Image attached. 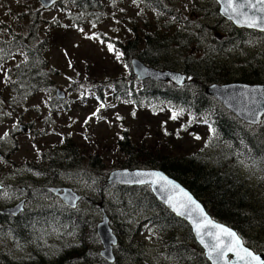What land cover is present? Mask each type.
I'll list each match as a JSON object with an SVG mask.
<instances>
[{
  "label": "trees",
  "instance_id": "trees-1",
  "mask_svg": "<svg viewBox=\"0 0 264 264\" xmlns=\"http://www.w3.org/2000/svg\"><path fill=\"white\" fill-rule=\"evenodd\" d=\"M3 1L5 0H0V5ZM108 1L62 0L55 8H60L69 17L75 29H78L82 25L95 26L108 19L107 7L112 4L109 2L107 6ZM161 1L147 0L146 2L150 3L147 9L157 12L160 8L162 13L166 12V1L160 6ZM32 2L36 6L39 4L38 0ZM210 2L212 8H197L198 12L194 13L199 19L197 23L190 21L186 23L188 26H185V48L180 47L185 53V74L188 76L184 89H163L153 82L141 84L129 75L97 87L93 98L99 99L101 103H105L106 98H109L115 104L133 105L155 112L157 108L165 107L169 112H179L181 116L191 118L197 126L205 128L209 134L208 145H212L216 150V160H209L210 155L206 150L181 157L172 154V145L165 149L161 147H166L167 144L151 148L145 142L134 144L125 132L118 142L122 157L118 158L113 168L152 169L165 173L200 201L213 219L237 231L249 248L262 252L264 204L260 199L264 197V120L257 128L245 125L209 97L206 90L212 85H228L234 82L264 85V33L236 29L221 18L218 5L212 0ZM25 5L27 10L19 6L20 10L16 13L13 24L0 20V70L2 78L8 81L4 90L12 85V92L20 94L21 99L33 98L47 91L46 89L54 83L52 71H45L46 64L41 62L44 52H40V47L29 45L30 40L38 33L34 29V22L43 9L38 7L34 12L33 5ZM29 19H32V25L28 34L15 29H20V23ZM141 20L144 24L141 29L146 36L140 49L137 41L129 43L128 47L114 42V48L122 54L126 67H129L131 55H135L144 64L155 69H175V61L166 59V56L171 41H182V30H178V33L177 30L173 31L177 34L175 38L170 39V23L160 25V36L152 32L153 20ZM220 30L227 32L228 37L225 39L221 36L219 41L215 32ZM165 46L168 48L166 55L163 54L166 52L163 49ZM242 52L244 53L241 54ZM17 54H22L24 63L7 69L6 63L9 64ZM74 83L79 82L76 80ZM41 85L43 87H40ZM103 88L110 90L106 98L101 92ZM13 93L9 95L12 97ZM82 99H86V95H83ZM61 146L63 157L68 160L71 155L75 157L80 150L75 142L67 138L63 139ZM67 150H71V154L64 153ZM103 160L104 156L98 151L90 165L94 170L100 171L104 167ZM237 162L242 164L241 169L234 168ZM243 167L258 174L259 181L255 184L258 190L252 191L253 185L249 184L248 177L242 174ZM64 170L66 171V168ZM107 176L106 173L99 178L101 188L106 187L105 191L109 189L111 204L119 209L117 216L112 220L115 232L121 237L115 252L116 264H210L203 249L197 244L191 227L159 202L148 187L111 188L107 184ZM104 192L100 194L104 195ZM80 216L78 212L47 215L44 218V232L47 238L51 239L45 244L44 258L41 260V257L35 254L34 257L41 262L27 258L24 262L17 263L14 260L11 264H107L98 253L100 242L96 235V224L91 217ZM135 217L142 218L149 225L148 231L153 235L158 249L154 256L145 252L142 243L139 245L140 243L136 242L135 234L139 226L134 224L135 221L131 224ZM55 219L62 221L55 222L54 232H58L56 235H50L48 228ZM57 255L61 256V259Z\"/></svg>",
  "mask_w": 264,
  "mask_h": 264
},
{
  "label": "rangeland",
  "instance_id": "rangeland-1",
  "mask_svg": "<svg viewBox=\"0 0 264 264\" xmlns=\"http://www.w3.org/2000/svg\"><path fill=\"white\" fill-rule=\"evenodd\" d=\"M165 1L167 11L165 10L166 12L163 14L162 10L157 9V12H153L147 9L139 0H111L112 4L107 7L106 11L108 19L95 26L85 24L78 29H75L70 23L69 17L60 8L53 6L45 10L40 3L36 6L32 0H5L1 3L0 20L12 24L15 21L16 13L20 10L19 6H23L21 8L27 10L25 4H31L34 12L38 7L43 9L36 16L34 29L38 33L30 40V43L31 46L37 43V47L41 48L40 52H44L41 62L46 64V70L52 71L54 83L48 87L50 93L45 92L47 94L21 99L20 94L12 92V85L4 90L5 83L8 81L2 78L0 70V177L13 178L23 172L27 173V164H31L35 167L36 173L43 170L44 176L49 178L50 172L58 169L60 164V169L64 171L62 183L71 187V185L75 186L72 183L76 181L78 187L84 189L82 180L85 179L94 191L97 188L95 179L106 173L109 176L115 170L113 167L117 164L118 158L122 157L118 142L125 132L128 133L134 144L145 142L149 148L167 144L166 147H161L165 149L172 145V154L181 157L206 150L210 155L209 160L212 158L216 160V150L212 145H208L210 142L208 131L193 123L191 118L181 116L179 112L173 119V113L165 107H159L155 112L133 105L125 106L107 101L101 109L97 107L98 104L94 100H91L97 87L106 85L121 76L129 77L131 75L122 55L117 58L118 51L114 48V42L128 47L129 43L137 41L139 46H143L146 35L141 29L144 26L142 18L153 20L152 32L160 36H162L160 25L170 23L171 34L168 35L170 39H173L180 32L178 30H181L182 19H185L186 23L199 21L194 13L198 12L197 8L200 4L202 9L212 8L210 0ZM31 20L20 23L22 27L15 29L28 34L32 25ZM176 30L177 33L174 34ZM221 36L226 39L228 33L221 30L215 32L217 40ZM34 41L36 43H33ZM108 44L113 45V51H109ZM166 53L167 51L163 54L166 55ZM178 56L175 55L173 58V54L168 53L166 59L180 61L182 63L178 67H182L183 59H180L182 55L180 58ZM131 58L136 57L131 55ZM220 60L224 61V59ZM23 63L22 54H17L9 64L6 63L5 67L13 69ZM76 80L79 82L78 84L74 83ZM76 87H80L83 94L75 90ZM103 89L101 92L106 97L109 96L110 90L105 88L103 91ZM61 91L66 96L65 101H62L61 104V113L59 112L55 118L50 117L48 107L51 100L57 97V93L59 98L63 96ZM9 93H13L12 97ZM83 95H86V99H82ZM7 97L9 98L7 99ZM6 100L10 102H6ZM100 105L102 104L100 103ZM64 107L69 112H64ZM98 111H101L99 115H97ZM18 119L23 120V126L32 125L33 127L26 133L21 132L18 128ZM64 138L75 142L80 148L78 154L75 157L71 155L69 160L63 157V154L60 156L55 149L47 148L59 146L61 148ZM42 148L45 151L40 154L39 151ZM98 151L105 158L103 160L104 167L100 171L94 170L90 165ZM50 158H53V161H49ZM245 175L248 177L247 182L253 185L252 191L258 190L259 188L256 186L259 181L258 174L254 172L253 176H250V171L247 170ZM87 189L91 192L88 186ZM94 196L93 207L88 204L85 213L91 215L90 217L94 219L97 226L103 213L98 207L101 199L97 194ZM110 197V194H107L106 198L104 196L105 205H108L106 211L111 219V226L115 229L112 220L114 216H117L119 209L111 204ZM260 201L264 204V197ZM50 207L46 206L45 209L48 208L53 212L54 210ZM60 221L62 219L54 220L48 228L49 234L51 232L56 235V232H53L56 231L55 222ZM49 222H47L48 225H50ZM132 223L139 226L135 234L136 242H139V245L142 243L145 252L154 256L158 249L154 243L153 235L148 231L149 225L142 218L138 219L137 217L131 220ZM126 230L129 232L128 229ZM138 264L141 263L138 262Z\"/></svg>",
  "mask_w": 264,
  "mask_h": 264
},
{
  "label": "flooded vegetation",
  "instance_id": "flooded-vegetation-1",
  "mask_svg": "<svg viewBox=\"0 0 264 264\" xmlns=\"http://www.w3.org/2000/svg\"><path fill=\"white\" fill-rule=\"evenodd\" d=\"M181 22H182L181 26L184 28L183 32L185 34V19H182ZM172 43L174 42L171 41V44L168 45L170 46L169 53L171 55L173 54V52L175 53V55H178L180 53L181 45L182 47H185L184 42L175 43L174 45ZM140 48L141 47L139 46V49ZM163 49L164 51H166L168 48L167 46H165ZM184 58H185V55L180 58V59H183L182 67H178L181 65L182 62L177 61L175 62V66H174L175 69H167V70L157 69V70L176 71L185 76ZM151 68H154V67H151ZM146 82H150V80H147ZM153 83L158 84V87L163 88V89L165 87L185 88V84L183 87H177L173 82H170V81L168 82L158 81L155 79ZM8 101L9 100H6V102ZM48 109H49L48 115L50 117H54V118L57 117L59 115V112L61 113V101L59 99L51 100V104L49 105ZM22 122L23 120L18 119V128H20L21 126L23 127ZM32 127H33L32 125L30 126L26 125L24 126V131L27 132V130ZM47 148L55 149L60 156L61 154H63L60 146L53 147V148L47 147ZM44 151H45L44 148H42L39 151V153L42 154ZM68 152L71 154V150H67L64 153H68ZM51 160L53 161V158L49 159V161ZM27 166H28L27 173L23 172L22 174H19L18 176H15L13 178H6L3 176L0 177V194H1L0 195V217H1L0 218V264H3V263L11 264L12 262H14V260H16L17 263H21V262L26 261L27 258L29 259L32 258V260L35 262H41L40 259L34 256L35 254H38V256L41 257V260H42V257L44 258V248H45V243H46L45 242L46 240L44 239L45 238L44 218L47 215L49 216L57 215L58 213L62 211V209H64L66 213L67 212L71 213L72 211V209L62 205L61 195L63 194V190L71 189L74 193H76L78 197H80V200L77 203V206L74 209V211L78 209L80 210L81 213H85V211H87L88 209V204H90L93 207L92 203L95 200L94 194H97L99 198L101 199V201L98 203V207L101 208V211L106 209V205H105L106 199L104 198L103 193L102 195L100 194V192H104L106 190V187L102 186L101 188V185H100L101 183H100L99 178L96 180V183H97L96 190L93 191L91 185L87 184L85 179L82 180L84 189H80L77 185L78 182L76 181L72 183V184H75V186L71 185V187L65 183H62L63 178H64L63 176L64 171L60 169V164H59V168L54 169L52 173L49 171L50 172L49 178H46L44 176V174L42 173L43 170L42 172L39 170V172L36 173V169L34 166H32L31 164H27ZM87 186L91 190V192L88 191ZM53 189L57 191L54 192ZM29 203L32 206L31 205L29 206ZM34 203H37V204H34ZM47 205L51 206L55 212H46L44 209ZM39 240L41 241L39 242ZM34 242H35V245H34ZM260 253L264 254V252H260Z\"/></svg>",
  "mask_w": 264,
  "mask_h": 264
},
{
  "label": "water",
  "instance_id": "water-1",
  "mask_svg": "<svg viewBox=\"0 0 264 264\" xmlns=\"http://www.w3.org/2000/svg\"><path fill=\"white\" fill-rule=\"evenodd\" d=\"M60 1L61 0H39L40 4L45 10L50 9ZM215 1L220 5V14L225 19L231 21L236 27L256 30L264 33V30H261L259 28H250L246 25L237 23L235 20L229 19L228 16H226L224 13L225 0H215ZM133 67L135 69V74H138V78L140 80L156 79L158 81H166V82L171 81L175 83L178 87H182L184 86L185 81L187 79L186 76H182L178 73L160 72L151 68H147L138 60L133 61ZM138 69L143 71V73H140ZM206 93L209 96L216 99L220 104L224 106L225 109H227L229 112L234 114L236 117H238L241 121L245 122L246 124L252 126H258L261 124L262 118L264 116V86H249L244 84H232L228 86L214 85L209 87L206 90ZM238 104L241 105V108L238 107ZM137 173H145V174L159 173L162 177L166 178V180H157L156 177L149 175L137 176L136 175ZM138 181H143V182H138ZM166 181H172L174 184L178 185L180 189H183L184 192H187L203 208L204 213L214 223L223 225L224 227L231 229L228 226L213 220L211 216L208 215L203 205L197 199H195V197L184 186H182L175 180L169 178L165 173L159 170L115 171L110 174L108 179V184L110 186L120 185L123 187H127V186L150 187L151 191L156 196L159 202L164 204L169 210H171L174 214H176V216H178L179 218L183 219L184 221L190 224V226L193 229V234L196 238V242L204 250L205 256L210 261L211 264H245L244 261L238 260V258L233 252H228L227 255L223 257L210 258L209 256L210 249L206 248L205 245L200 242V237L197 235L195 231V225L193 221L195 220L198 222L200 220L199 215L197 213H193L191 217L187 215L180 216L177 214L176 211L173 210V208L168 203L167 197L169 195H173L180 198V193L178 190H173L167 187ZM53 191L55 192L57 190L53 189ZM63 192L64 193L61 195L62 201L65 204H67L69 207L76 208L77 203L80 200V197L75 195L71 190L65 189L63 190ZM211 230L216 231L215 229H211ZM231 230L237 234L236 231H234L233 229ZM97 235L103 248L101 251V256L104 259H106L109 263H114L115 262L114 248L118 246L119 240L116 234L114 233L113 229L111 228L109 217L105 213L102 218V221L97 226ZM237 236L239 237L238 234ZM240 240L242 242L243 247L246 248L241 238ZM205 242L208 243L209 245L214 243V241L207 236L205 237ZM246 249L250 251L248 248ZM256 256H259L261 260H264V256L262 255H256ZM230 257H232V260H230Z\"/></svg>",
  "mask_w": 264,
  "mask_h": 264
},
{
  "label": "snow or ice",
  "instance_id": "snow-or-ice-1",
  "mask_svg": "<svg viewBox=\"0 0 264 264\" xmlns=\"http://www.w3.org/2000/svg\"><path fill=\"white\" fill-rule=\"evenodd\" d=\"M224 13L229 19L235 20L239 24L246 25L250 28H259L264 30V0H225ZM97 38V37H93ZM109 51H113V45L108 44ZM122 55L117 52V58ZM103 107V105H101ZM173 119L176 118L174 113ZM137 176L149 175L156 177L157 180H166L159 173H137ZM143 182V181H138ZM167 187L178 190L180 198L169 195L167 197L168 203L180 216L191 217L193 213H197L200 220L193 221L195 225V231L200 237V242L209 248V256L223 257L228 252H233L238 260L244 261L245 264H264V260H261L259 256L254 255L243 247L240 238L231 229L219 225L210 220L204 213L203 208L183 189H180L178 185L172 181H166ZM215 229L216 231H212ZM210 237L214 243L209 245L205 242V237Z\"/></svg>",
  "mask_w": 264,
  "mask_h": 264
},
{
  "label": "bare ground",
  "instance_id": "bare-ground-1",
  "mask_svg": "<svg viewBox=\"0 0 264 264\" xmlns=\"http://www.w3.org/2000/svg\"><path fill=\"white\" fill-rule=\"evenodd\" d=\"M166 70H167V69H166ZM237 103H238V102H237ZM238 107L241 108V105L238 104ZM256 128H257V127H256ZM49 188H50V187H49ZM5 194H6V193H5ZM7 194H8V193H7ZM32 194H33V193H32ZM0 195H1V194H0ZM27 201H28V200H27ZM32 204H33V203H32ZM34 204H37V203H34ZM45 204H46V203H45ZM25 205H26V204H25ZM30 205H31V204L29 203V206H30ZM31 206H32V205H31ZM40 206H41V205H40ZM47 206H48V205H47ZM6 207H7V206H6ZM33 207H34V206H33ZM37 207H39V206H37ZM26 208H27V207H26ZM26 208H25V209H26ZM47 209H48V208H47ZM1 210H2V209H1ZM34 210H35V209H34ZM44 210H45V209H44ZM60 210H61V209H60ZM13 211H14V210H13ZM41 211H42V210H41ZM9 212H10V211H9ZM36 212H37V211H36ZM20 213H21V212H20ZM30 213H31V212H30ZM25 214H26V213H25ZM25 214H24V215H25ZM4 215H5V214H4ZM32 215H33V214H32ZM18 217H19V216H18ZM28 217H29V215H28ZM0 218H1V217H0ZM6 218H7V217H6ZM9 218H10V217H9ZM124 218H125V217H124ZM15 219H16V218H15ZM20 220H22V219H20ZM29 220H30V219H29ZM18 221H19V220H18ZM125 221H126V220H125ZM15 222H16V221H15ZM16 223H17V222H16ZM12 224H14V223H12ZM37 224H38V223H37ZM1 225H2V224H1ZM31 225H32V224H31ZM31 225H29V226H31ZM40 225H41V224H40ZM36 226H37V225H36ZM3 227H4V226H3ZM33 227H34V226H33ZM24 229H25V227H24ZM7 232H8V231H7ZM53 232H54V231H53ZM57 232H58V231H57ZM42 233H43V232H42ZM50 233H51V232H50ZM7 234H8V233H7ZM15 234H16V233H15ZM50 235H53V234H50ZM50 235H49V236H50ZM58 235H59V234H58ZM7 236H8V235H7ZM43 236H44V235H43ZM49 236H48V237H49ZM14 237H16V236H14ZM18 237H19V236H18ZM46 237H47V236H46ZM52 237H53V236H52ZM55 237H56V236H55ZM38 238H39V237H38ZM42 238H43V237H42ZM39 239H40V238H39ZM44 239H45V238H44ZM47 239H49V238H47ZM50 239H51V238H50ZM50 239H49V240H50ZM12 240H13V239H12ZM14 240H15V239H14ZM45 240H46V239H45ZM40 241H41V240H39V242H40ZM6 242H7V241H6ZM16 242H17V241H16ZM25 242H26V241H25ZM45 242H47V241H45ZM65 243H66V242H65ZM6 244H7V243H6ZM14 244H15V243H14ZM25 244H26V243H25ZM34 245H35V242H34ZM34 245H33V246H34ZM43 245H44V243H43ZM23 246H25V245H23ZM30 246H31V245H30ZM30 246H29V247H30ZM31 247H32V246H31ZM42 247H43V246H42ZM128 254H129V253H128ZM137 255H138V254H137ZM117 264H118V263H117Z\"/></svg>",
  "mask_w": 264,
  "mask_h": 264
}]
</instances>
